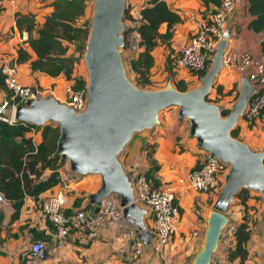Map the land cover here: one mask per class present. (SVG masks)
<instances>
[{"label":"water","instance_id":"obj_1","mask_svg":"<svg viewBox=\"0 0 264 264\" xmlns=\"http://www.w3.org/2000/svg\"><path fill=\"white\" fill-rule=\"evenodd\" d=\"M90 1L92 10L83 50L84 105L75 111L50 93L37 95L17 104L11 120L34 126L56 125L58 135L49 156L56 157L58 164L66 163L73 175H98V186L86 194L85 204L95 212L103 198L116 194L122 221L134 228L133 240L149 244L151 235L145 229L147 209L134 200L132 184L118 157L133 133L152 128L159 121L158 112L175 105L177 120L188 119V134L195 138L197 146L227 165L206 215L200 246L191 261V264H211L227 220L228 205L237 191L254 190L264 203V143L256 149L230 133L257 87L246 74H241L237 93L225 114L221 113L225 106L206 99L223 66L231 18L226 16L221 37L206 71L198 76L197 86L179 90L169 77L164 86L139 87L127 76L122 56L125 0Z\"/></svg>","mask_w":264,"mask_h":264},{"label":"crops","instance_id":"obj_2","mask_svg":"<svg viewBox=\"0 0 264 264\" xmlns=\"http://www.w3.org/2000/svg\"><path fill=\"white\" fill-rule=\"evenodd\" d=\"M49 1L0 0V6L2 7L0 10V61L4 58L14 59L16 55L15 50L18 45L25 47L30 55L33 56L31 49L24 42L27 33L24 30L19 31L15 27L14 13L34 12L36 22L40 23L43 15L51 10L47 5ZM165 1L181 18L179 22L174 24L171 39V47L173 49L179 48L195 30L196 20L205 7L202 0ZM144 2L145 0H125L127 6L136 7L137 9ZM246 5L247 0L235 1L234 9L229 15L231 18V36L227 40V45L224 50H248L254 56L263 57L259 47L260 32H255L247 27L250 14L246 10ZM165 52L166 49L162 45H156L152 49L154 64L150 70V78L156 60L160 59L161 65L163 64ZM175 65L180 70L185 69L177 64ZM240 75L239 72L231 67H221L214 79V83H220L222 85L221 91L223 94L221 97H224L230 92L234 96L235 91L238 89V78ZM185 76H187L186 71L182 76H178L177 79L184 80ZM58 78L61 77H52L40 71L32 70L27 61L17 62V79L21 83L43 84L47 80ZM235 81L236 84L234 85ZM3 97L4 89L0 86V101ZM230 101L228 104H230ZM217 102L226 106V101L222 99ZM260 116L263 117L264 112ZM169 121L166 120L167 124L159 126L147 139L143 136L139 137L135 135L141 131L133 133L119 154V159L125 169L130 170L134 161H138L144 170L149 165V159L146 157L145 149H142L141 145L145 140L153 143L154 150L152 151L151 157L158 164V168L152 175L157 179L158 185L169 183L174 187L175 200L181 209L180 220L173 229L168 244L163 249L153 251L149 244L142 243L141 253L136 257L131 256L132 244L135 241L133 240L135 235L134 228L132 226H126L121 219L115 220L107 217L103 220L97 234L94 236H88L86 230L83 229L71 230L62 243L55 244L52 235L53 232L48 230L45 218L40 216L32 198L26 195L24 196V202L20 208L18 218L9 223L8 219L11 206L8 202L3 203V205L0 204V209L3 212L1 234L5 236V240L0 244V249L3 251L0 254V264H23L26 248L29 242L32 241L27 228L21 227L24 223L28 226H34L39 230H44L46 233H50L48 240H41L46 251L44 264H191L192 258L202 240L205 218L211 209L213 194L211 190L208 192H196L187 185L184 177L186 170L201 161L205 151L197 146L194 137L189 136L188 127L185 129L183 125H179L173 131L171 130ZM38 137V131H32L34 141ZM255 142L256 145L252 146L247 143L251 147L259 149L264 143V133ZM59 171L62 180L66 175H69V173L66 174L63 164ZM46 173L47 171L43 172L42 176ZM87 175H91L92 177L87 179L88 181H83V178ZM78 178L80 179L68 183L69 189H72L75 194L76 190L85 189L86 192L84 191L82 193L86 195L94 191L98 186L99 179L97 174L88 173ZM59 185L57 184L51 189L44 191L41 196L54 192L58 189ZM209 199H211L210 202H208ZM67 202L69 204H66L70 205V201L68 200ZM145 222L148 224L150 220L145 218ZM7 226L11 232L9 235H5L4 233ZM28 240L29 242H27ZM251 242L252 235H250V239L246 243L248 255L245 264H250L249 260L252 258L256 259L258 264H261L263 257L262 259L259 258L256 253L260 254V251L264 248L262 239L258 238L254 245ZM232 244L233 239L231 237L227 250L232 247ZM236 263L237 259L233 258L229 260L227 254H222L215 261H211V264Z\"/></svg>","mask_w":264,"mask_h":264},{"label":"trees","instance_id":"obj_3","mask_svg":"<svg viewBox=\"0 0 264 264\" xmlns=\"http://www.w3.org/2000/svg\"><path fill=\"white\" fill-rule=\"evenodd\" d=\"M222 0H202L205 9L200 12V16L206 18L208 14L217 10ZM87 0H50L47 5L51 10L43 15L40 23L36 22L34 12L14 13L15 27L24 30L27 36L24 40L31 49L33 56L21 45L16 47V62L27 61L32 70L40 71L48 76H60L69 82L72 89H83L85 77L76 74L74 64L77 57L68 53L71 43L74 49L83 50L86 34L88 32L87 20L77 24L86 8ZM2 7L0 6V10ZM246 10L250 14L247 27L255 32H260L259 47L261 55L264 57V0H247ZM181 20L180 15L168 6L165 0H145L139 8L137 20L129 13V6L125 4L122 14V21L126 29L123 47L127 49L126 40L128 32L134 30L137 35V50L130 52L127 59L128 70L133 75L134 84L139 87H151L150 70L154 64L152 49L156 45H162L166 52L164 54L163 69L167 74H171L176 64V59L171 60L174 50L171 47L174 24ZM175 61V63H174ZM207 69V68H206ZM206 69L192 73L202 75ZM189 71V70H188ZM172 80V77H170ZM173 83V81H172ZM174 86L179 90L188 88L183 79H177ZM236 81L234 82V85ZM34 85V84H33ZM0 86L4 89V97L9 98V91L6 88L3 77L0 73ZM215 102L219 100L222 93V85L213 83ZM234 87V86H233ZM237 90L234 93V97ZM206 99H209L206 97ZM234 99V98H233ZM228 108H223L221 113H227ZM264 112L262 109L259 113ZM253 123H247L250 127ZM238 124L231 129L230 133L237 137ZM32 131H38L39 137L36 141L32 138ZM58 135L56 125L45 123L42 126H34L30 123L0 118V194L11 206L8 223L18 218L20 208L24 202V196L32 198L36 204L41 194L60 184V168L62 164L57 163L56 157H50V153L55 148ZM153 143L142 144L145 149L149 165L144 169L145 176L154 186H158L157 179L152 175L158 168V164L151 157L154 150ZM206 153L204 157H206ZM201 161L195 163L197 166ZM47 173L42 176L43 172ZM69 173V172H68ZM221 183V181H220ZM250 189L240 188L235 197L240 205H244L250 197ZM45 196V195H43ZM257 199L259 194L255 195ZM86 195L79 193L70 198V205H66L65 211L72 207H90L85 204ZM174 202L177 204L176 200ZM178 206V204H177ZM179 212L181 211L178 206ZM3 212L0 209V244L5 240L1 234ZM50 232L54 231V226L45 220ZM21 227L27 228L32 240H48L50 233L39 230L26 223ZM251 231L247 218L242 216L232 229V247L229 248L227 258L237 259L236 264H245L248 255L246 243L250 239ZM3 251L0 249V254Z\"/></svg>","mask_w":264,"mask_h":264},{"label":"built area","instance_id":"obj_4","mask_svg":"<svg viewBox=\"0 0 264 264\" xmlns=\"http://www.w3.org/2000/svg\"><path fill=\"white\" fill-rule=\"evenodd\" d=\"M235 1L222 0L217 10L208 14L206 18L201 16L197 18L192 35L178 48L177 65L195 72L208 67L209 58L214 53L216 42L221 37L225 18L232 13ZM129 13L136 21L139 9L129 7ZM137 39L138 35L134 30L128 32L126 40L130 52L137 50ZM222 64L235 69L240 74H246L252 85L257 87L239 118L246 124L250 123L264 109V58L254 56L248 50H224ZM0 73L9 91V98L3 97L0 101V118L12 121L11 112L17 104H23L25 100L33 99L37 95L46 94L36 85L18 81L15 59H2ZM63 89L67 93L64 102L75 111L81 109L84 105V88L75 90L71 88L70 84H66ZM226 169L225 162L217 157L206 155L197 166L188 168L184 177L192 190L208 192L216 189L217 182L223 180ZM127 171L134 192V200L147 209V218L150 222L146 224L145 229L151 235L149 245L153 251H159L168 244L170 235L180 218L178 206L174 202V187L169 183L154 186L145 176L138 161H134L131 169ZM63 180L61 177V182ZM117 201V196L109 195L101 200L100 206L95 212L91 206L72 207L69 211H65L66 196L58 187L54 192L40 197L36 204L45 220L54 226L52 233L54 243L60 244L71 230L83 229L86 230L88 236L92 237L97 234L106 217L120 220L121 212ZM5 202L6 200L0 194V204ZM142 243L139 239L133 242L131 256L136 257L141 253ZM24 256L23 264H44L46 251L43 242L41 240L30 241Z\"/></svg>","mask_w":264,"mask_h":264},{"label":"rangeland","instance_id":"obj_5","mask_svg":"<svg viewBox=\"0 0 264 264\" xmlns=\"http://www.w3.org/2000/svg\"><path fill=\"white\" fill-rule=\"evenodd\" d=\"M91 10H92V3L90 0H87L85 11H84L83 15L76 20V23L80 24L84 20L88 21ZM125 23H127V22L125 21ZM83 50H84V48H83ZM83 50L80 51V50L74 49V45H73V43H71L68 47L67 52L72 53L77 57V60L74 64L75 73L81 74L82 76L85 77V80H86V69H85V65H84V61H83ZM129 54H130V50L128 48L125 49L123 47L122 56H123V60H124V63H125L126 69H127V76L134 83L133 75L130 72V70H128V66H127V59H128ZM157 55H158V53H157ZM177 55H178V48H175L174 53L172 54V57H170L171 60H175L177 58ZM174 63H175V61H174ZM162 66H163V64L161 65L160 59H157L155 66L151 71V88L164 86L166 80L169 77H172V81H173V83H175L177 80V77L180 75L182 76L185 71H186L187 76H185L184 81L187 84V86H189V87L190 86H197L199 84V79H198L199 75L198 74L192 73L191 71H188L185 69L180 70L179 68L176 67V65H175V68L172 71V73L167 74L166 72H164V69ZM66 84H69V82L61 77V78L52 79L49 81L47 80L43 84H35V85L39 89L45 91L46 94H48V93L52 94L59 101H65V99L67 98V93L64 92L63 88ZM206 97L209 98V100H212V101L215 100L216 95L214 94L213 89L211 90V92ZM233 98H234V96H232V92H230V93L226 94L224 97H221L220 99H222L223 101H226L225 108H227L231 105ZM229 101H230V104H228ZM158 120H159L158 123L154 124L152 128L147 129V130H142L139 134H135V135H137L139 137L143 136L145 139H147L148 136L152 135L154 133V131H156V129H158L159 126L167 124L166 120H170L169 124L171 126V130H173V131L179 125H183V127L186 129L188 127V124H189L187 118H183L179 121L177 120V118H176V106L175 105H170L169 107L164 108L161 111H159L158 112ZM251 125L252 126L249 127L241 119H238L237 138L244 140L245 142H248L252 146V145H256L255 140H258L260 138V136L264 133V116L262 117L260 115H257V117L253 120V123ZM143 142L144 143H142V144L144 146L147 143H150L147 140H145ZM63 167H64V170H66L65 172L68 173L69 171L67 170V164L66 163H63ZM125 171H126V173H128L127 169H125ZM78 177H81V176H76V175H73L70 173V175H66L64 180L59 185L62 192L66 196V203H68L67 202L68 200L70 201V198L73 195L82 193L84 191L86 192L85 189H78V190H76V194H75V193H73L72 189H69L68 183L70 181H77L78 179H80ZM90 177H92V176L91 175L85 176V178H83V181H88L87 179H89ZM221 184H222V181H221V183L218 181L217 185H216V189L211 190V193L213 194V200H214L215 195H216L217 191L219 190ZM249 191H250V197L246 200V203L244 205H240L236 198H233V200L229 203L227 211H226L227 220H226L225 225L222 227V229L220 231L218 244H217L215 251L213 252V254L211 256V261H215L218 258V256L228 253L227 247H228V243L230 242V239H231L232 229L234 228L235 224L241 220L242 216L247 218V222L249 224V228H250L251 235H252L251 244L254 245L258 238L259 239L261 238L262 242L264 244V203H262L260 199L256 198L255 195L258 194V192L254 191V190H249ZM113 195L115 197L117 196L116 194H113ZM213 200L211 201V199H209L208 202L211 201V204H212ZM1 205H3V204H1ZM35 205H36V209L40 213V216H42L44 218V216L42 215V213L39 209V206L37 204H35ZM179 220H180V218H179ZM5 229H6L4 231L5 235L11 234L8 226ZM27 242H29V240ZM260 252H261L260 254L256 253V255L259 258L262 259V257H263V259H264V248ZM251 255H253V254H251ZM263 259L261 260V264L264 263ZM249 261H250V264H258L256 262V259H254V258L250 259Z\"/></svg>","mask_w":264,"mask_h":264}]
</instances>
